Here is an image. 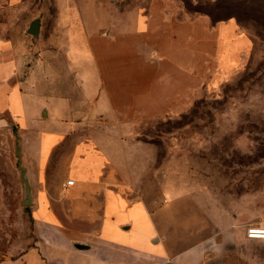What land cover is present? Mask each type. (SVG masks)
Masks as SVG:
<instances>
[{
	"label": "crops",
	"instance_id": "1",
	"mask_svg": "<svg viewBox=\"0 0 264 264\" xmlns=\"http://www.w3.org/2000/svg\"><path fill=\"white\" fill-rule=\"evenodd\" d=\"M250 48L235 21L211 25L175 0H0V169L14 136L32 192V239L3 243L0 227V264H264L242 222L183 227L133 200L112 154L131 148L113 139L121 128L160 116L163 89L187 97L211 54L219 79ZM5 199L0 177V215Z\"/></svg>",
	"mask_w": 264,
	"mask_h": 264
},
{
	"label": "rangeland",
	"instance_id": "2",
	"mask_svg": "<svg viewBox=\"0 0 264 264\" xmlns=\"http://www.w3.org/2000/svg\"><path fill=\"white\" fill-rule=\"evenodd\" d=\"M113 1L131 7L139 2ZM175 1L184 14L206 15L211 25L235 21L251 48L219 79L211 54L205 70L199 67L195 72L194 89L191 93L188 89L187 97L182 87L171 88L170 97L163 89L160 116L131 121L120 129L122 135L113 136L131 145L129 151L112 153L130 180L127 193L133 200H143L153 213L172 208L183 227L264 225V0ZM195 61L201 66V58ZM93 124L106 126L102 120ZM136 144H144L146 150H133ZM9 145L4 161L11 167L0 169L7 193L0 215L1 239L4 243L11 235L19 245L28 246L31 209L22 204L14 136Z\"/></svg>",
	"mask_w": 264,
	"mask_h": 264
},
{
	"label": "water",
	"instance_id": "3",
	"mask_svg": "<svg viewBox=\"0 0 264 264\" xmlns=\"http://www.w3.org/2000/svg\"><path fill=\"white\" fill-rule=\"evenodd\" d=\"M28 33L30 35H32V36H38L40 34V19H36V20L33 21V23L31 24V26L29 28ZM17 154H18V152H17ZM18 169H19V173H20L21 184H22V187H23V201H22V204L24 206H30L31 205V198H32L31 186H30L29 181H28V179L26 177V171L21 166L20 163H19Z\"/></svg>",
	"mask_w": 264,
	"mask_h": 264
},
{
	"label": "built area",
	"instance_id": "4",
	"mask_svg": "<svg viewBox=\"0 0 264 264\" xmlns=\"http://www.w3.org/2000/svg\"><path fill=\"white\" fill-rule=\"evenodd\" d=\"M74 180H69L67 185H73ZM247 237L249 239L264 240V225H250L247 228Z\"/></svg>",
	"mask_w": 264,
	"mask_h": 264
}]
</instances>
